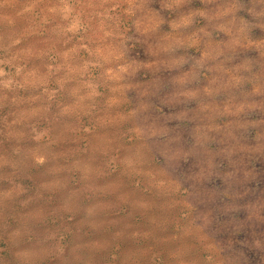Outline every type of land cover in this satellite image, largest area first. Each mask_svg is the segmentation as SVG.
<instances>
[{
	"label": "rangeland",
	"instance_id": "1",
	"mask_svg": "<svg viewBox=\"0 0 264 264\" xmlns=\"http://www.w3.org/2000/svg\"><path fill=\"white\" fill-rule=\"evenodd\" d=\"M0 264H264V0H0Z\"/></svg>",
	"mask_w": 264,
	"mask_h": 264
}]
</instances>
